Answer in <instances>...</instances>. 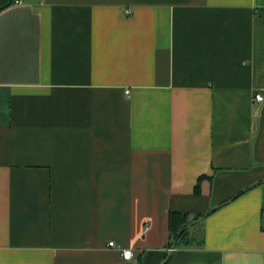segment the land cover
Masks as SVG:
<instances>
[{"label": "crops", "instance_id": "crops-1", "mask_svg": "<svg viewBox=\"0 0 264 264\" xmlns=\"http://www.w3.org/2000/svg\"><path fill=\"white\" fill-rule=\"evenodd\" d=\"M13 1L0 264H264V0Z\"/></svg>", "mask_w": 264, "mask_h": 264}, {"label": "trees", "instance_id": "trees-1", "mask_svg": "<svg viewBox=\"0 0 264 264\" xmlns=\"http://www.w3.org/2000/svg\"><path fill=\"white\" fill-rule=\"evenodd\" d=\"M13 3H15L13 0H0V11L8 8L9 6H11ZM196 193H197V187H196ZM244 193L241 192L240 194ZM174 217H177L180 219L179 225L176 227H173V219ZM198 218H196L195 220H197ZM189 222H186V219L184 218V216L178 215V214H174V213H170L169 215V220H168V224H169V230L171 233V237H172V241L176 238L177 233L180 229L185 228L188 225ZM190 229H185L178 237V241L183 239L188 233H189ZM177 241V242H178ZM189 243V242H188ZM172 244V242H171ZM170 244V246H171ZM167 261L164 263L166 264Z\"/></svg>", "mask_w": 264, "mask_h": 264}, {"label": "built area", "instance_id": "built-area-1", "mask_svg": "<svg viewBox=\"0 0 264 264\" xmlns=\"http://www.w3.org/2000/svg\"><path fill=\"white\" fill-rule=\"evenodd\" d=\"M19 3V1H15V4H18ZM126 93H128V91H126ZM254 100L256 101V102H261L262 100H263V97L261 96V95H255L254 96ZM108 247L110 248H113V247H115V244L113 243V242H109L108 243ZM121 257H122V259L124 260V261H129V260H131L132 259V257H133V252H132V250H130V249H122L121 250Z\"/></svg>", "mask_w": 264, "mask_h": 264}, {"label": "water", "instance_id": "water-1", "mask_svg": "<svg viewBox=\"0 0 264 264\" xmlns=\"http://www.w3.org/2000/svg\"><path fill=\"white\" fill-rule=\"evenodd\" d=\"M212 211H213V210H211L210 212H212ZM210 212H208V213H210ZM208 213H207V214H208ZM207 214L202 215V216H201L200 218H198L195 222H193V223L187 225L185 228H182V229H180V230L178 231L176 238L173 240V242H172V244H171V246H170V250H169V254H168V256L171 254V252H172V251L174 250V248L176 247V244H177V241H178V237H179V235H180L185 229H190V228L193 227L194 225L200 223V222L206 217ZM167 259H168V257H167Z\"/></svg>", "mask_w": 264, "mask_h": 264}]
</instances>
